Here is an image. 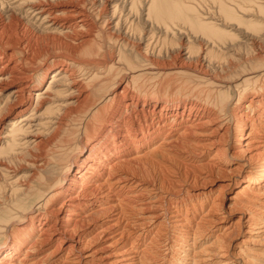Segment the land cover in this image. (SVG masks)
<instances>
[{
  "label": "bare ground",
  "instance_id": "6f19581e",
  "mask_svg": "<svg viewBox=\"0 0 264 264\" xmlns=\"http://www.w3.org/2000/svg\"><path fill=\"white\" fill-rule=\"evenodd\" d=\"M204 1L0 0V264H264V0Z\"/></svg>",
  "mask_w": 264,
  "mask_h": 264
},
{
  "label": "rangeland",
  "instance_id": "374dc122",
  "mask_svg": "<svg viewBox=\"0 0 264 264\" xmlns=\"http://www.w3.org/2000/svg\"><path fill=\"white\" fill-rule=\"evenodd\" d=\"M206 2V3H205ZM205 3V4H204ZM9 5V4H8ZM202 8L204 9H202V11L204 12H202L203 14H206V13H209V12H211V13H213L212 11H214L215 13H213L214 15L212 16V17H216L215 19H217L216 20V22L218 23V24H220V22L219 21H221L218 17V15H216L217 14V12H218V10H217V7H216V5L214 4V2L213 1H204V2H202ZM7 7V5H5V8H0V13H2V14H0V27L1 28H3V27H5L6 29H5V31L6 32H15V33H17V34H21L20 36L21 37H26V38H28V39H31L32 38V41H36L37 43H38V45H37V47H41L42 45H50V43H51V40H48V39H45V38H43L42 36H39L38 34H43L42 33V30H41V28H42V26L41 27H39L40 25H39V23H37L35 20H33L32 19V17H28V18H23L22 16V21H21V19H20V16H17V15H15V14H12V13H10V12H8L6 9ZM215 8V9H214ZM209 9H210V11H209ZM7 12H6V11ZM5 11V12H4ZM210 13V14H211ZM8 14H9V16H8ZM12 14V15H11ZM6 15H7V18H6ZM145 13H144V15L143 14H140V16H139V19H141L140 21V23H141V26H143V22L142 21H146V17H145ZM14 16H15V19H14ZM144 16V17H143ZM205 16V15H204ZM11 17V18H10ZM13 17V18H12ZM19 17V18H18ZM12 19V21L10 20V19ZM133 19L135 18V16H133L132 17ZM139 19H138V22H137V19H135V21H136V23H139ZM252 20H254L253 21V25H257L258 27H256V28H251L250 30H249V32H248V34L245 32V30H243V32H236V35L238 36V40L237 41H235L236 43H233V42H231V41H229V42H226V46L225 45H223V44H220V45H216V48L215 49H217V50H215V52H216V54H218V55H220L221 53L223 54V53H225L224 51H226L225 49H227V48H229L230 47V45L229 44H231V45H233L234 47H236V46H241L242 48H240V50H236V49H232V48H234V47H230L229 49H232V50H234L233 52H238L239 51V53H241L242 51V53L241 54H243V56H245V55H247V53H245V45L247 44V43H249V41H245L246 40V38H248V39H251L252 37V39H257V43H258V45H261L260 47L264 50V21L263 20H260V19H257V18H251ZM13 20H14V22H13ZM17 20V21H16ZM24 20V21H23ZM27 20V21H26ZM16 21V22H15ZM21 21V22H20ZM30 21V22H29ZM35 21V22H34ZM259 21V22H258ZM11 22V23H10ZM26 22H28V23H26ZM255 22V23H254ZM10 23V24H9ZM15 23H17V24H15ZM19 23V24H18ZM33 23V24H32ZM260 23V24H259ZM22 24V25H21ZM2 25V26H1ZM17 25V26H16ZM31 25V26H30ZM38 28V29H37ZM149 28H150V26H148L147 28H146V31L148 32L149 31ZM144 29H145V27H144ZM178 29V28H177ZM177 29L175 28V30H173L172 32H170V34H169V38L168 39H171V42H169V40L166 42V44L164 45V51L166 52V55H165V52L163 51V57L164 58H168V57H170V56H172V55H175L176 53H178V50L180 49V48H178V47H184L185 45H187V42H191L192 44V46H198L199 45V40H201L202 41V39H200V37L201 36H198V35H195L194 33H191V31L190 30H186L184 27L182 28V27H179V31L177 32ZM184 29V30H183ZM38 30V31H37ZM41 30V31H40ZM181 30H183V31H181ZM17 31V32H16ZM26 31V32H25ZM35 31H36V33H35ZM180 31H181V33L183 32V33H186V34H183L182 33V35H181V33H180ZM41 32V33H40ZM174 32V33H173ZM246 33V36H245V33ZM22 33L24 34V35H22ZM35 33V34H34ZM177 35H176V34ZM179 33H180V35H179ZM191 33V34H190ZM37 34V35H36ZM172 34H174V35H176V37L175 36H173L172 37ZM242 34V35H241ZM34 36V37H33ZM171 36V37H170ZM183 36H185V37H183ZM189 37V36H191V37H189L190 38V41H188L189 39L188 38H186V37ZM240 36V37H239ZM249 36V37H248ZM252 36V37H251ZM39 37V38H38ZM173 38V39H172ZM179 38H180V40H182V41H180L179 40ZM202 38V37H201ZM245 38V39H244ZM186 40V41H185ZM197 40V41H196ZM244 42H243V41ZM41 41V42H40ZM174 41V42H173ZM194 41V42H193ZM33 42V43H34ZM132 42V43H131ZM134 42H137L135 39H133V38H131V40H130V42H129V44H130V48H128L129 49V52L130 53H132V52H135L136 53V51H138L137 50V48H135V51H134V49L132 50V51H130L132 48V45H133V43ZM205 41H203V45H206V42L204 43ZM243 42V43H242ZM247 42V43H246ZM169 43V44H168ZM176 43V44H175ZM179 43V44H178ZM135 44V43H134ZM167 44H168V46H167ZM179 46H178V45ZM181 44V45H180ZM184 44V46H182ZM176 45V46H175ZM51 46V45H50ZM199 47V46H198ZM174 49V50H173ZM108 50H111V51H108ZM107 50V52H109L108 54H111L112 52L114 53L115 51L114 50H112V49H108ZM220 50V51H219ZM222 50V51H221ZM242 50V51H241ZM241 51V52H240ZM142 53H144L143 51H141ZM60 54H62V53H60ZM59 53H58V56L60 55ZM115 54V53H114ZM231 55V53L227 56V57H229ZM168 56V57H167ZM195 56V55H194ZM16 57V56H15ZM17 57L18 58H20V55H17ZM16 57V59H18ZM230 58V57H229ZM213 61H218L216 58L215 59H213ZM165 63H166V61H164ZM164 63V64H165ZM186 64H187V66H190V67H195V58H193V59H190V60H188L187 62H185ZM216 67H217V65H216ZM218 70V69H217ZM221 70H222V66H220V69H219V72H221ZM126 83V82H125ZM125 83H123V85H125ZM123 88V87H122ZM120 90H121V88H120ZM47 136H42L41 138H44V139H47L46 138ZM49 138V137H48ZM230 194V193H229ZM4 243V237H0V245H2Z\"/></svg>",
  "mask_w": 264,
  "mask_h": 264
}]
</instances>
